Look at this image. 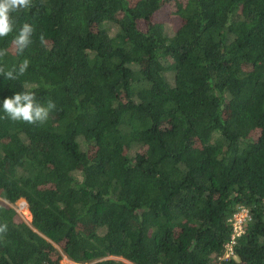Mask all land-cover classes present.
I'll return each instance as SVG.
<instances>
[{
    "label": "trees",
    "instance_id": "16d2710c",
    "mask_svg": "<svg viewBox=\"0 0 264 264\" xmlns=\"http://www.w3.org/2000/svg\"><path fill=\"white\" fill-rule=\"evenodd\" d=\"M165 3L181 22L154 18ZM32 43L2 103L32 90L44 123L0 119V264H264V0H32ZM43 33L44 43L39 36ZM27 200L26 220L12 203ZM65 257L69 262L62 263Z\"/></svg>",
    "mask_w": 264,
    "mask_h": 264
},
{
    "label": "clouds",
    "instance_id": "9594fccd",
    "mask_svg": "<svg viewBox=\"0 0 264 264\" xmlns=\"http://www.w3.org/2000/svg\"><path fill=\"white\" fill-rule=\"evenodd\" d=\"M31 7L32 0H0V38L8 37L11 33L16 31V35L13 37L11 44L17 55L22 54L32 43L31 37L34 28L30 23H24L17 31L13 14L22 9H29ZM39 39L41 43H44L45 37L43 33H41ZM8 51L7 48L0 49V75H3L7 80H16L18 76L25 74L29 67L30 60L25 58L19 64L18 68L13 67L6 70L2 61L8 54ZM55 107V103L51 100L47 102L46 106L41 104L37 100L34 91L25 90L16 92L12 97L3 100L2 108L5 116L0 117V119L8 118L12 121H22L28 124L44 123L48 120L50 111L55 109ZM6 229V224H0V233L6 232Z\"/></svg>",
    "mask_w": 264,
    "mask_h": 264
},
{
    "label": "built area",
    "instance_id": "2783aa9c",
    "mask_svg": "<svg viewBox=\"0 0 264 264\" xmlns=\"http://www.w3.org/2000/svg\"><path fill=\"white\" fill-rule=\"evenodd\" d=\"M14 206L20 212L22 208L27 207V201L25 199H22V201H16ZM250 219L251 215L249 209L244 205L239 206V208L231 214L228 218L232 227L230 238L225 243V251L223 255H220L214 264H221L223 259L234 254L233 245L235 244L237 237L245 232Z\"/></svg>",
    "mask_w": 264,
    "mask_h": 264
},
{
    "label": "rangeland",
    "instance_id": "374dc122",
    "mask_svg": "<svg viewBox=\"0 0 264 264\" xmlns=\"http://www.w3.org/2000/svg\"><path fill=\"white\" fill-rule=\"evenodd\" d=\"M173 9V5L170 3H165L163 4L154 14V18L155 19H159V20H164L167 23V27H168V32H171L173 30L174 27L178 26L181 22V19L179 16L176 15V13L172 12ZM22 199H24V197H19L18 199H16L12 205H15L16 201H22ZM21 214L23 215V217L26 220H30V213L28 208H22L21 209ZM115 259H118L120 261L123 262V264H133L131 261L121 257V256H113ZM62 263H66L69 262V260L65 257L62 258L61 260Z\"/></svg>",
    "mask_w": 264,
    "mask_h": 264
},
{
    "label": "water",
    "instance_id": "95a60500",
    "mask_svg": "<svg viewBox=\"0 0 264 264\" xmlns=\"http://www.w3.org/2000/svg\"><path fill=\"white\" fill-rule=\"evenodd\" d=\"M110 257H112V256H110Z\"/></svg>",
    "mask_w": 264,
    "mask_h": 264
}]
</instances>
